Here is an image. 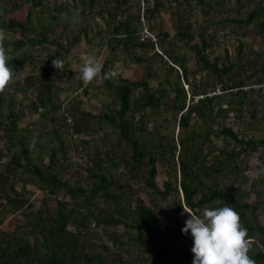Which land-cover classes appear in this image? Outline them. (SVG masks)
Instances as JSON below:
<instances>
[{
  "label": "trees",
  "instance_id": "1",
  "mask_svg": "<svg viewBox=\"0 0 264 264\" xmlns=\"http://www.w3.org/2000/svg\"><path fill=\"white\" fill-rule=\"evenodd\" d=\"M2 1L7 0H0V4ZM80 1L90 10L100 6L102 0ZM118 1L117 4L111 2L116 11L106 8L109 21H115L113 19L118 14L119 6L128 2ZM145 1L147 4L143 14L147 18L154 17L163 8L159 0H153L152 4L150 0ZM229 1L181 0L179 9L183 7L189 13V10L198 7L201 15L207 18L204 20V25L207 26L217 22V18L222 19L220 14L224 12ZM233 1L239 10L251 6L242 17L229 20L234 25L238 38L244 37V32L251 27L253 36L259 37L264 43V0ZM66 2H56L49 22L44 24L42 19H37L36 27L32 22L31 9L24 20L0 16L1 29L24 35L18 40L16 50L31 46L40 47L44 51L41 58L26 52L19 55L20 60L32 64H36L39 58L43 65L39 75L25 77L21 85L23 89L36 85L40 87L41 94L30 104L33 113H37L39 108L46 109L53 97H56L57 84L61 81L59 73L62 70L55 69L52 60L64 61L62 42L69 48L77 45L81 36L86 34L82 24L74 29L71 27L74 13ZM35 4L40 5L41 0H32V6ZM169 10L172 18L176 19V36L185 40L188 48L195 54L197 69L209 72L218 79L221 93L209 96L210 91L207 89L192 86L187 102V90L182 86L181 80L189 87V73L178 58L176 46L172 43L166 46L163 42L160 43L163 55L171 64L162 59V55L156 54L157 52L154 56L166 65L169 73H176L175 88L167 78V87L161 88L157 93L149 90L146 79L129 81L122 78H101L105 89L111 90L117 98L118 108L99 114L84 112L78 117L71 116L72 112H69L73 119L68 127L65 125L67 139L83 135L85 138L79 140V145H90L92 148V156L84 167L90 179H94L90 188L72 186L54 170L57 156H65L70 150L60 134L62 125L47 131L25 128L23 132L31 141L27 140V136L20 133L21 128L18 126L21 116H16L12 108L4 112L0 96V140L15 148L2 170L0 169V225L2 216L11 212L23 215L24 207L28 205L22 192L15 190L14 184L17 181L23 182V191L26 183L37 180L41 183L40 189L44 195L56 196L59 190H64L70 198L84 196L81 206L78 204L71 209L67 207L68 203L57 200V210L52 221L39 209V212H28L24 224L17 225L13 232L0 230V264H105L100 254L89 249L90 244L82 232L88 221L97 228H124L123 234L128 235L137 252L133 259L129 258L123 264H139L138 261L144 264H192L191 234L181 232L185 221L178 222L176 227L170 226L155 211V200H164L172 194L174 199L166 207V211L172 214L183 213L185 220L189 216L182 207L196 214H200L205 207L218 208L227 205L234 208L239 213L248 236L253 240L250 257L255 264H264V225L258 221L259 209L264 211V200L261 203L248 202L249 193L242 188L246 166L241 159L257 147L264 148V136H243L232 127L221 123L230 112L237 113L242 125L250 123L242 120L244 113H248L252 121L256 119L257 102L251 96L264 94V48L254 53L250 47L245 55V42L240 40L236 48L235 63L228 62L224 65L211 61L206 54L213 41L212 33L207 34L208 26L202 28L200 41L191 44L193 37L189 32V25L184 22L183 16L176 14L179 10ZM120 15L124 18L115 21L108 43H115L117 47L122 46L124 49L140 47L144 52L134 56L133 60L138 63L146 61L145 53L154 49L153 43L140 42L138 33L130 23V16L126 15L125 10ZM135 19L140 21L138 15ZM162 36L163 40L168 38L167 33ZM19 58H12L8 62L14 72L17 71L16 60ZM174 65L179 67L181 75ZM233 71H237L242 77H230ZM105 73L106 62L103 63L101 75ZM148 77H151L150 73L146 74V78ZM251 85H255L257 90L246 89ZM169 88L174 93L172 98H167ZM135 92L138 94L135 95ZM59 109L60 105L53 106V111ZM162 115L166 116L164 121H171L177 127L178 136L175 140L156 134L152 139L158 140L152 142L145 137L149 118L153 117L157 121V116ZM68 116L64 115L65 121ZM54 118L51 115L50 119ZM105 128H113L117 136L116 145L123 146L122 152L114 157L111 150L99 148L105 144ZM212 138L221 139L228 147L213 146ZM28 142H32L30 147ZM3 157L4 154L0 151V162ZM45 157L48 159L45 167L51 169V172L42 171L40 163ZM106 162L114 168L122 167L119 176L124 175L129 180L142 179L149 196L152 197L151 205L138 197L133 198L132 192L124 193L122 197L112 193L113 187L119 183L109 180L103 173ZM158 166L169 168L168 180L163 183V189L155 182ZM24 174H27V178L22 177ZM124 185L125 189H130L127 183ZM94 199L102 201L106 207L113 205V209L107 213L106 208L98 206ZM70 223L73 230L68 229ZM120 236H123L122 233ZM113 241L115 244L123 243L118 240V235Z\"/></svg>",
  "mask_w": 264,
  "mask_h": 264
},
{
  "label": "rangeland",
  "instance_id": "2",
  "mask_svg": "<svg viewBox=\"0 0 264 264\" xmlns=\"http://www.w3.org/2000/svg\"><path fill=\"white\" fill-rule=\"evenodd\" d=\"M64 2V0H41V4H35L32 6V0H10L2 1L0 4V16L4 15L8 18H13L16 20H24L28 14L29 9L32 11V22L36 27L37 19L41 20L44 24L49 21L50 14H53V7L56 2ZM67 4L74 13V18L72 22V28L74 29L79 24L83 25L86 29V34L82 35L80 42L72 47L67 48V46L62 42V54L64 58L63 70L59 73L61 76V81L57 84L56 97H53L51 104L47 106L46 109L39 108L37 113L31 111L30 104L34 102L37 97L41 94L39 85L35 87L23 89L22 81L25 77L34 75L37 76L41 73L43 65L39 58H41L44 51L40 47H29L25 46L20 50H16L18 40L24 37L20 32H11L4 30L7 38L4 40V47L7 49V54L10 58H19V55L26 52L31 55H36V64L30 62H24L22 60H16L17 71L14 72V81L8 85V87L0 92V96L3 100V111L12 108L16 116H21L18 121V126L21 128L20 133L23 136V129L32 128L40 129L43 131L50 130L51 128H59L62 138L67 142L70 150L67 151L65 156L58 155L55 171L59 173V176L68 181L72 186L90 188L92 181L85 171L84 167L87 164L88 158L92 156L91 146H80L79 140H82L84 136L66 138V127L71 124L72 117H70L69 112H72L71 116L78 117L84 114V112H89L91 114H99L100 112H108L118 108V100L110 90H106L101 78L94 80L91 83L85 84L81 79L80 68L83 64V57L92 56L100 60L102 64L107 63V72L113 70L117 72L115 78H110L111 80H116V78H122L129 81H140L143 79L147 80L148 88L152 92H158L161 88L167 87L166 78L170 81L173 88H175V76L176 73H169L166 65L154 56L156 53L153 50L147 51L145 53L146 61L142 63L135 62L133 60L134 56L140 55L144 51L140 47H128L124 49L122 46L117 47L115 43L109 44L110 32L115 25L116 20L123 19L124 16L120 15L122 10L126 11V15L131 18V25L135 28L136 32L147 26L159 37V50L164 53L160 43H164L165 46L172 43L176 46V54L180 59L184 67L187 68L189 73V87L181 80L182 86L187 90V102L189 100V93L191 92L192 86L198 87V89L205 88L207 91L212 93L216 88L220 87V82L211 73L206 71H201L197 69L195 54L188 48L185 40H181L176 36V31L174 28V23L176 21L175 17L172 18L171 11L179 10L176 14L180 17L183 16V20L189 25V32L191 33L193 39L191 44H196L200 41V32L203 27L208 26L207 34H211L213 41L211 47L206 51L209 59L211 61H217L219 64H227L228 62H236V48L240 40L245 42V48L243 53L246 55L249 52V48H252L254 53L260 52L264 48V43L259 37L253 36V30L251 27L244 32V37L237 36V31H235L234 25H232L229 20L234 17H242L246 11L250 9L251 6L239 10L237 5L233 0H230L224 9V12L220 14L222 19H218L217 22L209 23L207 26L204 25V20L207 19L205 16L201 15L198 7L192 10L187 9L184 11L182 8L179 9V1L181 0H159L163 8L159 9V12L154 17H146L143 14V5L141 0H128L125 4L119 6L118 14L115 21H109V15L106 8L111 11H116L111 2H116L117 0H102L100 6L95 9H87L83 6L80 0H66ZM36 2V1H35ZM120 0L118 1V3ZM152 4V0H150ZM181 4V3H180ZM145 9V7H144ZM139 16V22L135 19V16ZM212 22V21H211ZM184 23V24H185ZM1 29V28H0ZM60 30V28H55ZM242 32V31H241ZM167 33L168 38L166 40L162 39V34ZM243 33V32H242ZM57 37V35H56ZM242 38V39H241ZM158 54V53H156ZM159 55V54H158ZM160 56V55H159ZM164 59V58H162ZM179 75L181 71L176 69ZM150 73L151 77L146 78V74ZM230 77L241 78V74L237 71L230 74ZM264 87V85H263ZM254 88L257 90L255 85L246 87V89ZM170 89V88H169ZM168 90V89H167ZM136 93V92H135ZM138 92L135 94L137 95ZM173 92L171 89L168 93L167 98L173 97ZM201 97V96H200ZM196 97V98H200ZM254 99L257 109L256 119H250L248 113H244L242 120L244 122H250L246 124H240V118L236 112H230L229 115L221 120V123L232 127L233 130L241 133L243 136H254L255 138H260L264 136V94H254L251 96ZM167 100V99H165ZM60 105L58 111H53V106ZM55 112V113H54ZM150 112V110H149ZM51 115H54V119H50ZM64 115H69L64 120ZM166 117V116H165ZM165 117L157 116L158 120H154L153 117L149 118L147 134L145 137L151 139L156 134L161 136H168V139L174 138L176 140L178 136V129L173 125L171 121L166 120ZM90 124V123H89ZM66 125V127H65ZM105 144L99 147L102 150H111L114 156L122 152V145H116L117 136L113 128H105ZM2 133L0 132V135ZM85 138V137H84ZM83 138V139H84ZM30 140V137H26ZM155 141L158 138L154 139ZM153 140V141H154ZM31 141V140H30ZM152 141V142H153ZM29 147L32 142H28ZM212 144L215 147L221 148L228 145L221 139L212 138ZM230 147V146H229ZM15 148L4 141L0 140V151L3 152L4 157L0 162V169L2 170L3 165L7 162L8 157L14 153ZM242 163L246 166L244 171V183L242 188L248 191L249 198L248 202L253 204L255 202L261 203L264 200V148L257 147L248 154L241 157ZM48 159L45 157L42 159L40 166L44 173L51 172L47 167ZM122 167L114 168L112 164L106 162L104 165L103 173L111 181H118L119 185L114 186L111 190L119 196H124V193L132 192L133 198H140L146 204L151 205L152 197L149 196L142 179L129 180L126 176H119ZM169 168L166 166H158L157 175L155 182L160 189H163V183L168 180L167 171ZM23 178H27V174L22 175ZM172 181H173V177ZM32 179V177H30ZM124 183H127L129 190L125 189ZM23 182L17 181L15 185V190L22 192L23 197L27 198L28 205L25 206L23 215L19 213H8L2 216V223L0 225V230L6 233L13 232L17 225L22 226L24 224L25 218L28 212H39V209L52 221L55 218V213L57 210V200L68 203V208L71 209L72 206L77 207L78 204H82L84 196H79L77 198H70V196L64 193V190H59L56 196H47L43 194L40 189L41 183L37 180L33 183H26L25 191L21 190ZM180 195V194H179ZM173 194L169 195L166 199H156L155 211L160 218L163 219L170 226L176 227L178 222L185 221V217L182 213L172 214L166 211V207L173 201ZM98 206L106 208L107 213L113 209V205L104 204L98 199H94ZM93 206V205H92ZM1 210V208H0ZM259 224L264 225V211L259 209L258 216ZM68 229L73 230L74 227L72 223L68 225ZM123 227H117L104 229L101 226L94 227L91 221L87 222V226L82 229V232L86 235V241L90 244L89 249L98 253L104 258L105 264H123L127 259H133L136 254L137 249L130 242L128 235L123 234ZM122 233L123 236H120ZM130 234V233H129ZM118 235V240L123 243L115 244L113 238ZM31 240V239H30ZM139 264H144L140 263ZM145 264H149L146 262Z\"/></svg>",
  "mask_w": 264,
  "mask_h": 264
},
{
  "label": "clouds",
  "instance_id": "3",
  "mask_svg": "<svg viewBox=\"0 0 264 264\" xmlns=\"http://www.w3.org/2000/svg\"><path fill=\"white\" fill-rule=\"evenodd\" d=\"M6 38L4 30L0 29V92L14 81L15 76L13 68L8 63L13 57H9L4 47ZM52 66L61 71L64 61L53 59ZM102 69L103 64L100 60L85 56L80 68L81 79L87 84L98 78L117 76V72L113 70L102 76ZM182 208L189 216L181 232L191 234L192 264H255L249 255L253 240L248 236L247 229L234 208L227 205L218 208L205 207L200 214Z\"/></svg>",
  "mask_w": 264,
  "mask_h": 264
},
{
  "label": "built area",
  "instance_id": "4",
  "mask_svg": "<svg viewBox=\"0 0 264 264\" xmlns=\"http://www.w3.org/2000/svg\"><path fill=\"white\" fill-rule=\"evenodd\" d=\"M141 3L143 5V10H144V7L146 6L147 3H146L145 0H141ZM137 35H138V39H139L140 42H151V43H153L154 51L157 52L158 54L162 55L164 57V59H166L171 64V62L167 59V57L165 55H163V53L158 48V46H159V43H158L159 42V37L154 32H152L149 29V27L144 26L139 31V33ZM174 67L180 71L179 67H177L175 65H174ZM220 93H221V84H220V87L216 88V90L213 91L212 93H210L209 96L215 95V94H220Z\"/></svg>",
  "mask_w": 264,
  "mask_h": 264
}]
</instances>
